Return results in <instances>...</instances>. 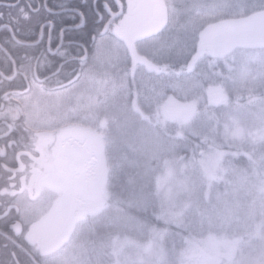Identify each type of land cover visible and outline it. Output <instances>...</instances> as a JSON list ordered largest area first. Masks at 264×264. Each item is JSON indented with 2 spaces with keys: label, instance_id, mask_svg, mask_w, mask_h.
I'll use <instances>...</instances> for the list:
<instances>
[{
  "label": "snow or ice",
  "instance_id": "6c2138e0",
  "mask_svg": "<svg viewBox=\"0 0 264 264\" xmlns=\"http://www.w3.org/2000/svg\"><path fill=\"white\" fill-rule=\"evenodd\" d=\"M0 8L16 16L0 51L17 56L0 83L20 89L5 90L0 108V264H217L211 238H197L216 220L200 210L194 177L246 179L233 166L244 155L264 193V128L245 137L231 115L259 105L264 120V0H0ZM68 12L74 19L57 28ZM33 22L34 52L10 53L9 43L23 47L16 29ZM109 94L126 97L136 138L116 143L91 127L88 107ZM219 106L236 151L215 140Z\"/></svg>",
  "mask_w": 264,
  "mask_h": 264
},
{
  "label": "rangeland",
  "instance_id": "374dc122",
  "mask_svg": "<svg viewBox=\"0 0 264 264\" xmlns=\"http://www.w3.org/2000/svg\"><path fill=\"white\" fill-rule=\"evenodd\" d=\"M126 103L127 99L123 94L100 95L98 101L87 109L91 127L105 132L108 139L116 143L136 138L139 134V123L135 115L126 108ZM260 110L261 106L254 105L246 110L231 113L240 121L245 137L264 128ZM216 114L220 119V126L215 134L216 142L223 144L227 152L236 151V148L228 146L231 142H226L223 135V125L230 119L227 110L219 106L216 108ZM202 131L206 132L207 129ZM236 143L240 144V141ZM243 149L251 151L252 146L243 143ZM260 151L264 149L258 147L257 154ZM241 156L233 160L236 169H243V166L238 165L241 163ZM243 170L247 171L246 179H241L239 174L229 171L222 179L215 180L210 185L199 175L194 177L200 210L216 220L211 229L206 227L199 231L197 238L206 241L211 238L210 253L217 264H264V211L259 214V218L253 217L255 199L250 194V190L254 191V194L260 191V179L250 164L247 163ZM185 195L177 190L178 199H184ZM237 248L240 249V254L234 258Z\"/></svg>",
  "mask_w": 264,
  "mask_h": 264
},
{
  "label": "flooded vegetation",
  "instance_id": "af4514ba",
  "mask_svg": "<svg viewBox=\"0 0 264 264\" xmlns=\"http://www.w3.org/2000/svg\"><path fill=\"white\" fill-rule=\"evenodd\" d=\"M11 3L15 4V5H19L21 7L25 6L28 3V0H10ZM64 13H61V15ZM69 14V13H67ZM11 15L12 17V22L11 25H9L8 22V16ZM0 16H3L2 19H0V44L3 43L5 38H10L12 37L13 33H12V25L16 24V16H15V10L14 9H8V8H0ZM8 26V29H5V26ZM22 34V36H21ZM10 35V37H9ZM16 35L18 36V39L16 38ZM16 35H15V39L16 40H20L22 42V45L25 46H29L31 44L32 38H34L37 35V25L35 22H33L31 24V26L28 25H24L23 23H21V27L16 29ZM31 40V41H28ZM57 41V33L54 31L53 33V44L55 45ZM74 45H76V43H73ZM10 45V43H9ZM25 49H18L15 48L16 53L19 54H23ZM30 51V53L34 52V50H28ZM40 51H43V46L41 47ZM17 56L16 55H10L9 58L6 59L5 56V52L4 51H0V70H5V74L7 75L8 72L15 71L16 65L11 64L10 60L11 59H16ZM65 83H67V81L65 80ZM17 84L18 81L16 82H11V81H3L2 83H0V108H3L6 106V104L8 102H6L3 99L5 90L7 91H19L20 89L17 88ZM12 103H15V100L12 101ZM18 135V133H17ZM0 258H7L6 255L3 252H0Z\"/></svg>",
  "mask_w": 264,
  "mask_h": 264
},
{
  "label": "trees",
  "instance_id": "16d2710c",
  "mask_svg": "<svg viewBox=\"0 0 264 264\" xmlns=\"http://www.w3.org/2000/svg\"><path fill=\"white\" fill-rule=\"evenodd\" d=\"M68 13L69 14H67V13L62 14L63 19H57L56 20L57 28H59L61 26L68 27V24H65V21L69 22V24H70V22L74 19V14L71 13V12H68ZM21 36H22V34H21ZM9 37H10V35H9ZM16 38L18 39L17 35H16ZM9 39H11V37ZM28 41H31V40H28ZM73 43H76V45H77L78 43H81V41H79V39L74 36L73 37ZM73 43L70 46L75 48L76 45H74ZM65 44L68 45V41L67 40L65 41ZM7 48L10 50V53H16L15 48H17V47H14L12 43H10V45L8 44ZM18 49L33 50V49H31V48H29V47H27L25 45H23V47L18 48ZM28 52L30 53V51H28ZM241 158L242 159L239 160L241 163H238V165L239 166H243L242 168L245 169V166H246L247 163L249 164V161L244 156H241ZM258 178L261 179V176L259 174H258ZM250 194L252 195L253 199H255V201L253 202V206L255 208V213H253L254 214L253 217L256 219V218H259L261 216L259 214L263 213V211H264V208H263V205H264V193H261V191H258L256 194H254V191L251 192V190H250ZM239 250L240 249L237 248L234 258H236V256H238L240 254ZM225 260L227 262H231V260H227V259H225Z\"/></svg>",
  "mask_w": 264,
  "mask_h": 264
}]
</instances>
